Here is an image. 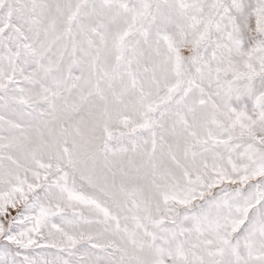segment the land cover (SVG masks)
Segmentation results:
<instances>
[{
	"label": "snow or ice",
	"instance_id": "obj_1",
	"mask_svg": "<svg viewBox=\"0 0 264 264\" xmlns=\"http://www.w3.org/2000/svg\"><path fill=\"white\" fill-rule=\"evenodd\" d=\"M0 264H264V0H0Z\"/></svg>",
	"mask_w": 264,
	"mask_h": 264
}]
</instances>
